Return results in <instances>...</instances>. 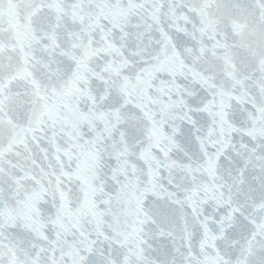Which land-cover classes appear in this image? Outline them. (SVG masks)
Segmentation results:
<instances>
[{
	"label": "water",
	"instance_id": "1",
	"mask_svg": "<svg viewBox=\"0 0 264 264\" xmlns=\"http://www.w3.org/2000/svg\"><path fill=\"white\" fill-rule=\"evenodd\" d=\"M74 264H264V0H213L180 41Z\"/></svg>",
	"mask_w": 264,
	"mask_h": 264
}]
</instances>
